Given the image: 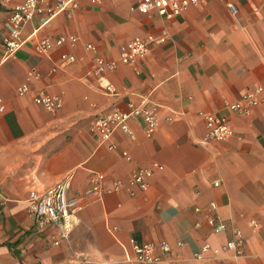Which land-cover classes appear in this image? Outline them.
<instances>
[{
	"label": "crops",
	"instance_id": "obj_1",
	"mask_svg": "<svg viewBox=\"0 0 264 264\" xmlns=\"http://www.w3.org/2000/svg\"><path fill=\"white\" fill-rule=\"evenodd\" d=\"M59 1L68 0H38L41 11L21 27L13 54L5 55L0 43V264H127L129 238L165 240L170 255L156 264H195L191 253L203 242L216 246L235 229L246 241L234 264H264V93L246 114L227 113L232 134L223 140L204 138L202 117L226 113L225 102L264 85V0H233L234 13L220 0H201L169 19L139 13L132 8L137 0H72L75 7L57 9ZM9 5L0 2V36L8 29ZM146 34L164 40L141 59L105 72L114 92L103 93L91 73L94 57L115 59L121 43ZM58 35L77 40L47 54L34 51L38 38ZM60 53H71L73 61L57 66ZM30 69L39 77L27 78ZM21 83L29 92L18 95ZM39 88L57 94L60 107L48 111L33 103ZM129 100L156 105L155 131L146 137L141 121L131 118L133 138L116 130L107 149L89 125ZM152 162L162 168L154 169L146 189L129 196L124 185L89 197L68 238L55 244L56 228H39L26 211L30 189L67 173L71 194L87 187L91 171L103 173L107 186ZM210 202L223 231L205 222Z\"/></svg>",
	"mask_w": 264,
	"mask_h": 264
},
{
	"label": "built area",
	"instance_id": "obj_2",
	"mask_svg": "<svg viewBox=\"0 0 264 264\" xmlns=\"http://www.w3.org/2000/svg\"><path fill=\"white\" fill-rule=\"evenodd\" d=\"M100 0H90L98 3ZM223 5L234 13L237 8L233 0H220ZM3 3H10L8 7V29L4 35L0 36V43L4 48L5 55L13 54L21 45V27L34 14L41 11L38 0H0ZM201 0H137L134 7L139 13L145 14L150 11L156 12L164 18H172L182 13L189 6L200 4ZM75 7L74 1H59L57 9L65 7ZM76 37L72 35H58L56 37L44 36L38 38L34 45V51L39 54H47L54 47L62 44L73 45ZM164 40L163 35L146 34L142 37H133L118 46V53L115 59H104L96 55L91 73L95 75L99 89L105 94H112L113 88L106 80L104 74L113 70L117 63L127 64L137 59H141L153 44ZM85 48L92 50L90 43L85 44ZM71 53H60L57 66H64L73 61ZM27 78H38L39 73L30 69L26 74ZM18 95L29 92L26 83H21L16 87ZM264 93V85H257L247 88L239 96L223 104L226 113H205L202 114L204 123V138L207 140H223L232 134L229 126L227 113L246 114L251 107L259 101V95ZM33 103L43 107L48 111H54L61 105V99L57 94L49 93L42 88L36 89L31 96ZM4 110V103L0 97V113ZM138 118L142 123L143 133L146 137L151 136L157 125L156 105L146 101L134 103L127 101L124 109H110L97 114L89 125L90 132L95 136L98 143H104L107 149H112L114 144L111 136L114 131L123 132L129 139L133 138V133L128 126V120ZM121 156L129 160L127 151L122 150ZM162 165L152 162L149 166H140L134 169L125 179L115 178L107 186L103 182L105 176L101 172L91 171L88 185L85 189L68 194L70 184V173L65 174L60 179L44 187L43 189H30L25 197L26 211L31 215L39 228L49 224L56 228L57 235L52 239L55 244L68 238L75 224V213L85 200L92 196H100L102 193L119 191L124 185L128 186V195L133 196L139 191L146 189L148 179L154 169H161ZM216 185V183H213ZM194 210H199L195 207ZM214 204H208L205 214V222L213 232H220L225 229V223L213 212ZM250 224L254 227L255 221L250 219ZM245 238L241 231L235 229L229 238L216 246H211L203 242L191 253L195 264H234V261L243 257ZM176 245H180L176 241ZM129 252L123 247L124 261L127 264H156L168 259L170 247L168 243L161 239L156 242H138L133 238L128 239Z\"/></svg>",
	"mask_w": 264,
	"mask_h": 264
}]
</instances>
